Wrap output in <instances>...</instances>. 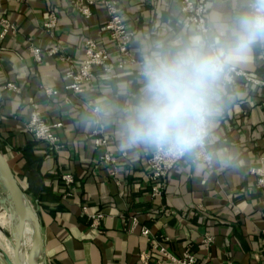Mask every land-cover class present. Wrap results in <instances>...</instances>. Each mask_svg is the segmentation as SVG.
<instances>
[{
  "label": "crops",
  "instance_id": "crops-1",
  "mask_svg": "<svg viewBox=\"0 0 264 264\" xmlns=\"http://www.w3.org/2000/svg\"><path fill=\"white\" fill-rule=\"evenodd\" d=\"M118 1L135 32L131 51L138 61L150 50H174L194 34L183 27L178 0ZM246 7L247 0H209L211 40L227 39L230 22ZM51 12L58 17L61 55L37 63L29 48L53 47L43 28ZM2 19L13 23L17 32L0 39V144L36 210L49 264H142L140 255L149 251L150 243L141 227L153 237L168 239V249L177 257L191 251L199 264H264V196L251 174L264 156V89L243 81L224 85L222 110L208 143L212 167L194 163L188 154L168 174L163 197L155 199L147 164L153 147L127 144L122 135L124 109L137 102L143 86L138 66L112 74L97 70L81 94L66 90V71L84 61L87 39L106 50L110 62H119L103 29L105 8L94 6L92 17L84 19L68 0H0ZM262 45H255L236 67L264 79ZM9 83L20 92L7 90ZM46 89L59 94L49 97ZM32 105L47 122L63 124L61 151L26 130ZM96 107L105 110L99 119L110 148L127 155L119 185L111 169L99 163L102 150L94 146L92 136ZM61 174L74 177L72 193L65 191ZM84 208L104 215L100 230L91 227ZM132 218L140 227L133 232ZM208 235L213 238L210 245L205 243Z\"/></svg>",
  "mask_w": 264,
  "mask_h": 264
},
{
  "label": "clouds",
  "instance_id": "clouds-1",
  "mask_svg": "<svg viewBox=\"0 0 264 264\" xmlns=\"http://www.w3.org/2000/svg\"><path fill=\"white\" fill-rule=\"evenodd\" d=\"M226 31L227 39L194 33L174 50L142 53L138 72L143 86L137 102L124 109L127 144L153 147L172 157L200 153L222 110L230 72L255 45L264 44V0H247Z\"/></svg>",
  "mask_w": 264,
  "mask_h": 264
},
{
  "label": "built area",
  "instance_id": "built-area-1",
  "mask_svg": "<svg viewBox=\"0 0 264 264\" xmlns=\"http://www.w3.org/2000/svg\"><path fill=\"white\" fill-rule=\"evenodd\" d=\"M8 2H23V0H6ZM70 6L75 9L84 19L92 17V8L96 5H102L107 13V21L103 27L114 43L119 55V62L115 65L110 62L108 52L102 49L93 39H87L84 43V61L78 68L69 67L65 77L68 80L66 90L74 94H81L84 88L89 85L95 77V72L100 69L105 74H111L115 70H123L127 66H139L138 61L132 54L131 46L135 39V32L128 26L123 12L117 0H68ZM179 11L183 17V27L192 30L195 34H201L211 40L212 30L208 23L209 0H178ZM58 27V17L51 12L43 28L54 42L53 47L42 50L41 48L31 46L29 52L32 54L37 63H41L44 57H54L61 55L59 40L56 35ZM17 27L7 19L0 21V39H4L9 34H15ZM261 56L264 61V44L261 49ZM61 60L67 61L65 57ZM238 81L264 89V79L254 76L253 74L235 67L224 85H234ZM6 89L19 93L20 89L14 84H7ZM45 93L49 97H55L59 94L53 89H46ZM95 129L92 133L94 146L102 150L99 156V163L111 169V176L120 184L121 165L126 158V154L117 155L110 148L109 138L105 135L100 122V111L94 108ZM63 128L60 122H47L41 112L32 105L29 121L26 125L28 133L32 134L38 141L49 144L55 151L63 149V143L59 136V131ZM209 139L199 154L193 155V162L203 164L208 168L212 167L213 158L208 149ZM188 154L181 157H172L165 155L163 152L153 148L148 157V175L150 181V193L155 199L163 197L166 179L168 174L180 164ZM210 157V158H209ZM251 174L256 178L255 188L264 196V156L259 158L258 166L251 169ZM63 182L70 186L73 182V176L70 174L62 175ZM83 213L89 218L91 227L100 230L104 215L101 213H90L84 208ZM139 227V221L132 218L129 221V231L133 232ZM140 228V227H139ZM141 235L147 238L150 243L148 252L140 255L142 264H199L196 256L191 251H186L181 257L175 256L168 249V239L153 237L150 230L141 227ZM212 236H206L205 243L212 244ZM264 247V236H263Z\"/></svg>",
  "mask_w": 264,
  "mask_h": 264
},
{
  "label": "water",
  "instance_id": "water-1",
  "mask_svg": "<svg viewBox=\"0 0 264 264\" xmlns=\"http://www.w3.org/2000/svg\"><path fill=\"white\" fill-rule=\"evenodd\" d=\"M0 191H6L9 195V204L11 214L18 217V221L11 225L13 245V260L10 256L0 248L1 258L6 264H39V259L44 253V241L41 231V224L34 208L27 201L13 171L6 159L0 152ZM2 200L0 199V206ZM26 224H30L32 228V247L28 253L27 261H24L20 255V246L24 238ZM0 232L2 228L0 227Z\"/></svg>",
  "mask_w": 264,
  "mask_h": 264
},
{
  "label": "rangeland",
  "instance_id": "rangeland-1",
  "mask_svg": "<svg viewBox=\"0 0 264 264\" xmlns=\"http://www.w3.org/2000/svg\"><path fill=\"white\" fill-rule=\"evenodd\" d=\"M118 3H119V1H118ZM119 6L122 10V6L120 3H119ZM122 12H123V10H122ZM0 149L3 151V147L1 146V144H0ZM24 195H25V193H24ZM0 199L2 200V203L0 206V227L2 228V232H0V248L4 249V251L10 256V259L13 260L14 250H13V246L10 242V240L12 239L11 225L13 223L17 222V218L15 215L13 216L11 214L10 204H9L10 199H9V195L6 191H0ZM31 206L33 207V205H31ZM25 236L26 237L24 239V246H25L24 254L26 257H28V253L32 247V234H31V229L28 225L26 226ZM0 259H2V258L0 257ZM2 261L4 262L3 259H2ZM39 261H38L39 264H49L48 261L45 260L44 253L40 257ZM4 264H6V263L4 262Z\"/></svg>",
  "mask_w": 264,
  "mask_h": 264
},
{
  "label": "bare ground",
  "instance_id": "bare-ground-1",
  "mask_svg": "<svg viewBox=\"0 0 264 264\" xmlns=\"http://www.w3.org/2000/svg\"><path fill=\"white\" fill-rule=\"evenodd\" d=\"M16 216V215H15ZM16 218H17V221H18V217L16 216ZM29 226L30 227V229H31V234H32V228H31V225L30 224H26V226ZM25 233H24V238H23V240H22V243H21V246H20V255H21V258H22V260L24 261V263H26V261H27V257L25 256V254H24V248H25V246H24V239H25ZM12 244V243H11ZM32 244H33V242H32ZM13 246V245H12ZM0 257H1V255H0ZM40 262V261H39Z\"/></svg>",
  "mask_w": 264,
  "mask_h": 264
},
{
  "label": "trees",
  "instance_id": "trees-1",
  "mask_svg": "<svg viewBox=\"0 0 264 264\" xmlns=\"http://www.w3.org/2000/svg\"><path fill=\"white\" fill-rule=\"evenodd\" d=\"M98 70H100V69H98ZM116 71V70H115ZM113 73V72H112ZM111 73V74H112ZM63 143V142H62ZM209 145V144H208ZM63 146H64V144H63ZM64 148V147H63ZM0 152L2 153L3 151L0 149ZM127 159V156H126V158L123 160V162L125 161ZM122 162V163H123ZM73 179H74V177H73ZM59 180H60V182H62V185L64 186V189H65V191H68V193L70 194V193H72L73 192V184L75 183V179H74V182L70 185V186H67L64 182H63V180H62V174L61 175H59Z\"/></svg>",
  "mask_w": 264,
  "mask_h": 264
}]
</instances>
